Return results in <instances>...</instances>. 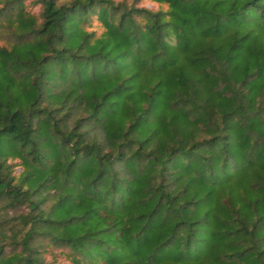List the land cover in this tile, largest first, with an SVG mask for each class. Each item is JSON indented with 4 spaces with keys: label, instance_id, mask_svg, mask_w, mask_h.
Segmentation results:
<instances>
[{
    "label": "trees",
    "instance_id": "1",
    "mask_svg": "<svg viewBox=\"0 0 264 264\" xmlns=\"http://www.w3.org/2000/svg\"><path fill=\"white\" fill-rule=\"evenodd\" d=\"M0 264H264V0H0Z\"/></svg>",
    "mask_w": 264,
    "mask_h": 264
}]
</instances>
